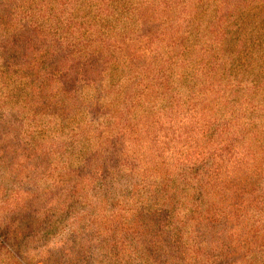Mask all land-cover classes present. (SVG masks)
Returning a JSON list of instances; mask_svg holds the SVG:
<instances>
[{
  "label": "trees",
  "instance_id": "obj_1",
  "mask_svg": "<svg viewBox=\"0 0 264 264\" xmlns=\"http://www.w3.org/2000/svg\"><path fill=\"white\" fill-rule=\"evenodd\" d=\"M162 1L88 38L70 0H0V88L45 124L31 137L26 112L2 110L0 162L32 170L20 211L39 212L45 232L93 181L96 213L113 208L106 233L96 217V264H264V83L250 74L254 44H240L243 0ZM8 247L0 239V258Z\"/></svg>",
  "mask_w": 264,
  "mask_h": 264
},
{
  "label": "rangeland",
  "instance_id": "obj_2",
  "mask_svg": "<svg viewBox=\"0 0 264 264\" xmlns=\"http://www.w3.org/2000/svg\"><path fill=\"white\" fill-rule=\"evenodd\" d=\"M51 1L56 7L61 6L64 8V3L68 0ZM70 1L69 3L74 6L73 12L77 15L76 18L80 19L82 34L88 38H92L91 34H94L93 38H95L96 24L104 32H112L114 35L123 32L126 20L130 16V11L127 8L140 0ZM148 1L157 3L159 0ZM165 1L167 0L162 2ZM103 3L114 6L111 7L113 11L104 12L102 9L103 13H100L99 8ZM243 3H238L243 16L242 22H244L240 44L243 45L244 52H248L250 46L254 44L255 56L248 60L252 65L250 74L256 75V82L264 83V80L261 81L264 78V0H243ZM214 9H216L215 6L212 7V10ZM177 10V3L174 1L173 8H170V11L176 13ZM249 10H254L252 15L255 26L251 28L245 25L248 21L246 16ZM214 16H218V14L214 13ZM253 28L254 30H252ZM188 46L191 49L196 47L194 43L192 47L189 44ZM87 89L85 83L80 86L79 90H82V94L85 96L82 97L88 101L91 100L90 102H95L94 95H92L95 89H91V91ZM5 92L0 88V113L3 110L8 116L13 115L10 116V120H12V117L16 118L15 115L26 112L25 110L23 112L20 108L21 100L12 97L11 93ZM262 101L264 102V100ZM27 111L22 116L25 120L26 133L31 132V137L36 138L42 136L45 124L38 119L39 112L35 113L38 108L34 104L33 107L27 108ZM90 114L93 113L88 110L86 115ZM89 117L96 118L94 116ZM69 118L70 125L75 124L76 126L84 120L80 114L71 115ZM36 123L41 124L37 126ZM78 162L79 159H72L69 165L77 167ZM14 165V163H11V166H8L0 162V239L5 241V245H9V250H12L11 255L15 257L13 259L4 250L0 258L1 264H53V261L56 263L62 261L60 256L65 252L67 253L66 259L68 258L67 264L80 263L77 261L80 258L79 256H82L84 264H96V256L99 252V249L96 248V217L104 218L103 226L105 228L99 230L102 234L106 233L107 228L112 225L113 208L108 206L103 214L96 213V189L93 181L91 184L88 179V181L83 180L81 182L80 187L82 189H79V192L75 194L76 199L78 198L77 205L59 214L54 226L56 229H52V233L50 231L45 232L42 231L46 228L43 225L44 219L40 218L39 212L20 211L22 209L21 200L30 198L31 193L37 190V187L33 186V183H36L34 174L32 170L25 168L22 172L11 175L13 174ZM44 172H46L44 176L47 175V171ZM89 176L93 178V175ZM68 177L65 176V179ZM41 180V175H37V181ZM12 181L17 186H14ZM37 186L39 185L37 184ZM20 189L25 192L28 191V193L23 197H18L15 192L20 191ZM110 190L115 192V188ZM108 220H110L109 225ZM70 252L72 253L70 254ZM76 252H78L77 260L73 258ZM63 264L65 263L63 262Z\"/></svg>",
  "mask_w": 264,
  "mask_h": 264
}]
</instances>
